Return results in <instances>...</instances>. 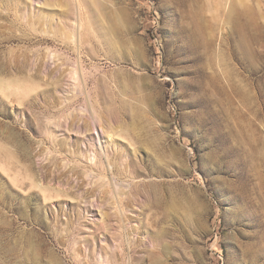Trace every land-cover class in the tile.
Returning a JSON list of instances; mask_svg holds the SVG:
<instances>
[{
  "label": "rangeland",
  "instance_id": "1",
  "mask_svg": "<svg viewBox=\"0 0 264 264\" xmlns=\"http://www.w3.org/2000/svg\"><path fill=\"white\" fill-rule=\"evenodd\" d=\"M0 264H264V0H0Z\"/></svg>",
  "mask_w": 264,
  "mask_h": 264
},
{
  "label": "bare ground",
  "instance_id": "2",
  "mask_svg": "<svg viewBox=\"0 0 264 264\" xmlns=\"http://www.w3.org/2000/svg\"><path fill=\"white\" fill-rule=\"evenodd\" d=\"M99 92H100V91H99ZM56 128H57V127H56ZM51 132H53V133H54V130H53V131H51ZM51 132H50V133H51ZM48 133H49V131H48ZM50 133H49V134H50ZM55 133H56V132H55ZM49 134H48V135H49ZM51 134H52V133H51ZM49 136H50V135H49ZM52 136H54V135H52ZM56 162H57V161H56ZM76 168H77V167H76ZM74 170H75V169H74ZM73 172H74V171H73Z\"/></svg>",
  "mask_w": 264,
  "mask_h": 264
}]
</instances>
